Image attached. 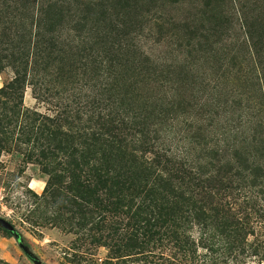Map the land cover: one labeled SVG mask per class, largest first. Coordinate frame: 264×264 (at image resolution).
Returning <instances> with one entry per match:
<instances>
[{"label": "rangeland", "instance_id": "rangeland-1", "mask_svg": "<svg viewBox=\"0 0 264 264\" xmlns=\"http://www.w3.org/2000/svg\"><path fill=\"white\" fill-rule=\"evenodd\" d=\"M218 3L0 0V89L7 90L15 69L25 66V83L14 97L30 112L72 114L86 103L91 116L106 106L104 112L144 121L157 146L188 157L203 171L218 159L235 163L237 148L261 163L249 143L260 128L264 138V57L256 63L249 35L264 39V0ZM214 4L227 20L217 30L218 53L197 50L183 33L210 29L212 20L203 12ZM49 19L55 24L48 26ZM46 180L24 149L15 144L0 151V217L14 226L9 231L0 225V258L11 264H75L68 251L73 234L62 218L37 224L28 219L27 209L40 201L35 195L43 194ZM225 198L235 211L247 209L264 224V191L230 189ZM97 255L108 261L109 251L102 247Z\"/></svg>", "mask_w": 264, "mask_h": 264}, {"label": "trees", "instance_id": "trees-1", "mask_svg": "<svg viewBox=\"0 0 264 264\" xmlns=\"http://www.w3.org/2000/svg\"><path fill=\"white\" fill-rule=\"evenodd\" d=\"M218 4L203 12L212 20L210 29L184 28L187 43H194L197 50L218 53L213 48L219 41L217 30L227 21ZM48 21V26L55 24ZM256 33L249 38L260 64L264 39ZM23 71L25 66L21 71L16 68L6 85L8 91L0 89V151L16 144L27 159L42 167L46 185L43 194L35 195L40 201L27 209V216L31 224L65 221L73 234L70 261L264 264V224L252 220L247 209L235 211L225 198L236 188L263 193L261 128L250 135L249 143L261 163L250 162L237 148L232 153L237 164L218 159L217 165L207 163L211 170L203 171L188 157L157 146L155 132L151 137L144 121L111 109L104 112L106 106L91 116L84 110L86 103L76 105L72 114L70 110L55 116L28 111L14 97L25 83ZM209 152L215 154L213 149ZM102 247L109 251L108 261L97 255ZM0 264L11 263L0 258Z\"/></svg>", "mask_w": 264, "mask_h": 264}, {"label": "water", "instance_id": "water-1", "mask_svg": "<svg viewBox=\"0 0 264 264\" xmlns=\"http://www.w3.org/2000/svg\"><path fill=\"white\" fill-rule=\"evenodd\" d=\"M0 225L5 228L6 230H9V231H13L14 230V226L13 224H11V222H9L8 220L4 219V218H1L0 217ZM20 246H22L24 248V250H27L26 247L22 244V243H19ZM36 264H39L38 261H35Z\"/></svg>", "mask_w": 264, "mask_h": 264}]
</instances>
